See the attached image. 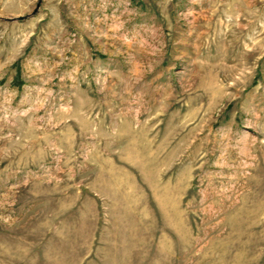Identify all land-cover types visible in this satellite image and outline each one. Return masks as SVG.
Listing matches in <instances>:
<instances>
[{"label":"rangeland","instance_id":"rangeland-1","mask_svg":"<svg viewBox=\"0 0 264 264\" xmlns=\"http://www.w3.org/2000/svg\"><path fill=\"white\" fill-rule=\"evenodd\" d=\"M38 3L0 0V264H264V0Z\"/></svg>","mask_w":264,"mask_h":264},{"label":"water","instance_id":"water-1","mask_svg":"<svg viewBox=\"0 0 264 264\" xmlns=\"http://www.w3.org/2000/svg\"><path fill=\"white\" fill-rule=\"evenodd\" d=\"M42 1L43 0H39V3H38L37 7L35 8V10H34V12L32 14H34V13H36L38 11V9H39L40 4H41ZM24 18H26V16H20L19 17V19H24Z\"/></svg>","mask_w":264,"mask_h":264}]
</instances>
